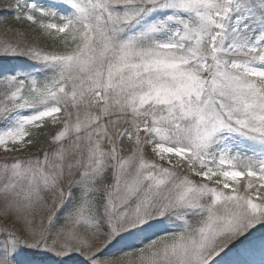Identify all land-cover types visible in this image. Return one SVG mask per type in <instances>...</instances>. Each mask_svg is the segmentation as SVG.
Wrapping results in <instances>:
<instances>
[{"label":"snow or ice","instance_id":"obj_1","mask_svg":"<svg viewBox=\"0 0 264 264\" xmlns=\"http://www.w3.org/2000/svg\"><path fill=\"white\" fill-rule=\"evenodd\" d=\"M0 264H264V0H0Z\"/></svg>","mask_w":264,"mask_h":264}]
</instances>
